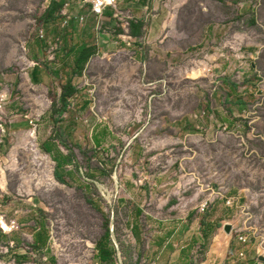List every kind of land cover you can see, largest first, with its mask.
<instances>
[{
    "label": "rangeland",
    "instance_id": "374dc122",
    "mask_svg": "<svg viewBox=\"0 0 264 264\" xmlns=\"http://www.w3.org/2000/svg\"><path fill=\"white\" fill-rule=\"evenodd\" d=\"M52 1L64 6L48 15ZM166 3L116 11L118 27L80 0H0V197L22 212L20 232L0 235V264L264 257L262 0L253 9L235 0ZM159 12L177 19L170 67L150 46L142 64H130L141 55L120 42L127 38L103 53L114 29L128 36V15ZM75 42L102 50L79 75L58 62ZM36 66L41 82L31 79ZM71 77L78 92L59 119L61 85ZM46 142L68 159L57 170L64 183L41 150ZM23 240L34 256L5 252L8 241Z\"/></svg>",
    "mask_w": 264,
    "mask_h": 264
},
{
    "label": "crops",
    "instance_id": "0c3cea01",
    "mask_svg": "<svg viewBox=\"0 0 264 264\" xmlns=\"http://www.w3.org/2000/svg\"><path fill=\"white\" fill-rule=\"evenodd\" d=\"M80 1L84 5H89L91 7V12H92V5L90 3L84 2L83 0H80ZM218 1L221 2L223 0H218ZM235 1L237 2L236 4L238 6V3L240 0H235ZM166 2H167L166 5H170L171 9H172L174 6H179V5L183 4L184 0H166ZM253 4H254V0L252 2L246 1V2H244V6L241 8L244 9L245 7H247V8L253 9L254 8ZM130 5L139 6V7L141 6L142 11H145L148 8L149 0H113V5L106 7L105 10L103 11V15L100 18H103L108 23L109 22L112 24L115 23L116 26L120 27L122 25H118L116 23V20H121L122 18H120V16H118V14H116V11L119 12V14H123L124 9L128 8ZM63 6H64V3H63ZM66 6H68V5H66ZM262 6L264 7V0H262ZM117 8H119V10ZM112 10H115V13H112L113 12ZM60 12H61V9H60ZM50 13H47V14L50 15ZM128 16L130 18H132V21L129 22V24L133 23V25H138V24L143 25L141 30H140V34L132 35L130 33V27L128 30V36H124L123 34H121V30H118V32H117L114 29L115 34L113 36L108 35L107 41H104V45L101 48L102 50H104L103 53L104 54L109 53V50H108L109 47L112 44L113 45L118 44L117 38H119V39L120 38H127L128 40H132L133 43L123 41L125 39H120V40H122L120 42H124L123 44H125L126 47H130L131 49H133L134 54H140L141 55L139 59L135 55V62H132L130 60L129 61L130 64H132V65L133 64L135 65L136 63L142 64V59H143L142 54H144V52L149 48L148 46H150V48H152L151 49L152 52L158 53L156 55V58H158V59H156L157 64L163 65L164 68L167 67L166 64L170 67L173 64L172 58L175 54L173 40L175 38H177L179 35V32L175 29V23L174 22L177 20L175 15L174 14H162L161 12H159V13H156L152 16H149L148 14L147 15L143 14L140 17H136L134 15L133 16L128 15ZM62 17L64 19L63 25L67 24V21H68L67 18L68 17L70 18V16H68L66 14V12H63ZM96 17H98V16H96ZM153 43H155V44H153ZM87 47H90L92 49V54L90 55V57L86 61L84 69L87 65L90 66L93 62H95V60L98 57V54L102 53V50L96 49L93 45H87L85 42H81V43L75 42L68 49H65V51L61 55L60 59L58 60L59 65L64 66V67H68L72 73H76L78 75L81 74L83 71L81 73L77 72V67L81 63L80 58H79V54L83 48H87ZM229 47H230V49L232 48V46H229ZM131 49L130 50L126 49L125 51L130 52V51H132ZM162 52H165V59H162V56H160V54ZM67 58H70V59L72 58V59L68 62ZM106 62L107 61L104 60L103 64H105ZM46 69H47V70H45L46 73L48 75H50L49 67H46ZM39 70H40V68L38 66H36L33 69L32 73H31L32 81L35 82L34 77L38 78V81H36V82L42 81L41 78L38 76ZM55 74L57 76H60V70H56ZM68 82H71L72 86H74L77 89V87L73 84V80L71 77V78L67 79L66 82H64L61 85L60 95L62 93V86L67 84ZM77 92H78V89H77ZM60 95H59V97H60ZM74 96L75 95H73V97ZM73 97H71V98H73ZM71 98L69 99L68 107L70 106ZM58 102H59V98H58ZM68 107H67V109H68ZM67 109L61 115H60L59 111L57 112L59 119H61L63 117V115L67 112ZM41 150L45 154L50 155L52 157L53 161L55 160L54 162L56 163V166H57V169L55 170V172H57V170L59 168H61L65 165L64 164L65 161H68V159L63 157V155H58L59 159H58V157L54 156L55 155V147L51 143L46 142L44 145L41 146ZM20 229H21V227H20ZM106 251H107V249H106ZM259 258L260 257H258L256 259V261H252V262H249L247 264H264V262L260 261Z\"/></svg>",
    "mask_w": 264,
    "mask_h": 264
},
{
    "label": "built area",
    "instance_id": "2783aa9c",
    "mask_svg": "<svg viewBox=\"0 0 264 264\" xmlns=\"http://www.w3.org/2000/svg\"><path fill=\"white\" fill-rule=\"evenodd\" d=\"M84 2L90 3L92 5V12L98 16L99 18L103 15V11L106 7L113 5V0H83ZM253 0H240L238 6L243 7L244 2ZM255 1V0H254ZM70 18L68 17L67 20ZM0 197V235L4 237H10L11 235L20 232V224H19V215L22 212L14 206V199L9 200L6 204ZM12 206V213L9 216L7 214V208ZM14 207V208H13ZM26 238V236H25ZM239 242L246 243L247 239L245 236L240 235L238 237ZM3 250V247H1ZM19 251L23 256H34V251L24 243V240L21 244L16 243L15 241H8L6 243L5 252L6 253H15ZM3 252V251H2ZM240 257H243V254H240ZM157 264V263H152Z\"/></svg>",
    "mask_w": 264,
    "mask_h": 264
},
{
    "label": "trees",
    "instance_id": "16d2710c",
    "mask_svg": "<svg viewBox=\"0 0 264 264\" xmlns=\"http://www.w3.org/2000/svg\"><path fill=\"white\" fill-rule=\"evenodd\" d=\"M62 7H63V3H57L55 1H52L47 13L55 11V9H58L60 11V9ZM142 26H143L142 24L133 25V23H130L129 24L130 33L132 35L140 34V30H141ZM91 54H92V49L90 47L82 49V51L79 54V58H80L81 63L77 67L78 73H81L83 71L85 63ZM34 80L38 81V78L34 77ZM76 93H77V89L74 86H72L71 82H68L67 84L62 86V93L59 97V103H60L59 113H60V115L67 109L68 104H69V99L71 97H73V95H75ZM55 177L59 182L64 183L62 177H60V175L57 172H55ZM103 246L104 245L102 244L101 245V259L103 261H106L110 257V254L108 251H106V248Z\"/></svg>",
    "mask_w": 264,
    "mask_h": 264
},
{
    "label": "water",
    "instance_id": "95a60500",
    "mask_svg": "<svg viewBox=\"0 0 264 264\" xmlns=\"http://www.w3.org/2000/svg\"><path fill=\"white\" fill-rule=\"evenodd\" d=\"M224 231L226 234H230L232 232V226L231 225H225ZM259 260L264 262V257H260Z\"/></svg>",
    "mask_w": 264,
    "mask_h": 264
}]
</instances>
